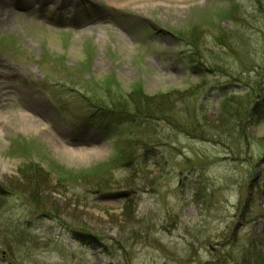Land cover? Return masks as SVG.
I'll use <instances>...</instances> for the list:
<instances>
[{"label": "rangeland", "instance_id": "rangeland-1", "mask_svg": "<svg viewBox=\"0 0 264 264\" xmlns=\"http://www.w3.org/2000/svg\"><path fill=\"white\" fill-rule=\"evenodd\" d=\"M0 14V182L15 193L1 209L30 227L1 239L0 264L9 248L20 264H240L264 241V0H0ZM104 87L212 135L88 123ZM220 118L249 137L217 145Z\"/></svg>", "mask_w": 264, "mask_h": 264}, {"label": "trees", "instance_id": "trees-1", "mask_svg": "<svg viewBox=\"0 0 264 264\" xmlns=\"http://www.w3.org/2000/svg\"><path fill=\"white\" fill-rule=\"evenodd\" d=\"M262 4V2H261ZM179 36V39L182 42H185L184 45L193 46V39L195 38V35L191 36ZM191 59V63L192 64ZM209 71H212L211 69ZM72 76V74H70ZM104 92H102L99 95V100L96 102L93 101L91 107V111L87 114V122L88 123H98L101 127L102 125H105L106 128H109L111 131L115 129V125H121V124H130L134 126H142L145 124H154V123H162L166 126H170V128H173L175 131H178L180 133H185L187 135H191L193 137H196L198 139H209V135L212 134H205L204 132L208 133V130L205 129V125H202L199 118H191L189 119L192 123H186V118L177 117L176 110L172 109H159V108H153L148 103L147 98L141 96V92L139 89H136L137 91H132L128 94H125L123 96V93H116V94H110L107 88H103ZM139 91V92H138ZM87 99V96H84ZM90 100V99H89ZM106 102L104 103V101ZM87 102V100H86ZM84 103V105L87 106V103ZM182 102L177 104V106H180ZM253 108V118L256 117L258 119H261L264 116V112L262 110V106L259 107V113L254 110ZM178 111H183V109H178ZM252 118V119H253ZM202 120V119H201ZM201 122V123H200ZM240 121H238L236 118H233L232 120L227 118H220V120H216V123H220L218 126L221 129V132H218L216 129L215 134L213 135L214 138L218 136V139H213V141L219 145L224 144V139H229L233 137V135H241L242 137H249L248 135H244L245 132H243L242 126L239 124ZM236 123V126L234 128V125ZM196 124V125H195ZM200 124V125H199ZM203 128V129H202ZM238 136V137H239ZM230 152V151H229ZM34 166V167H32ZM30 167V170H27V172H33V175L40 176L43 178H46L45 174L40 175L38 165L32 164L31 166L28 165L27 168ZM105 171H107L105 167ZM37 174V175H36ZM87 175L85 174H77L76 178H84L83 181H85ZM35 183V182H34ZM36 184V183H35ZM38 186V185H36ZM33 190V189H32ZM15 195V193L9 191L8 187H6L3 183L0 182V241L4 238L5 241L8 244L13 241L14 239H17L21 237L22 235H27L29 232V226L26 224L25 221H23L19 217H12V216H4L2 213L3 209L2 207H5L7 203L10 201L11 196ZM35 194L33 192L30 194V203L27 201L30 206L36 210L40 211L44 216H46L48 219L52 221L59 220V216H55L51 210H45L42 209L43 206L38 202V199H34ZM67 229L73 231V233H79L78 230H75L70 225L67 226ZM89 235V233H85ZM13 239V240H12ZM7 244V245H8ZM249 245L245 251V254L243 256L242 262L240 264H264V241H260L258 239L255 240V238H250ZM19 249L18 247H16ZM123 248V247H122ZM119 245L115 249H122ZM10 252L6 251L7 259L9 260V264H20V263H11V258L15 255L13 254V250L9 248ZM18 251V250H17ZM116 264H120L119 262H116Z\"/></svg>", "mask_w": 264, "mask_h": 264}, {"label": "bare ground", "instance_id": "bare-ground-1", "mask_svg": "<svg viewBox=\"0 0 264 264\" xmlns=\"http://www.w3.org/2000/svg\"><path fill=\"white\" fill-rule=\"evenodd\" d=\"M20 5H22L21 2L15 1L14 3H12V6L14 8H17ZM0 23H2L5 26H8L9 23H11L10 22V15H7V17H5V16H3V14H0ZM32 114L34 117H30V118L34 119L35 123L32 122L29 117L28 118L24 117L22 121L24 122L25 125L29 126L30 129L36 130L37 129L36 127H38L37 123L41 124V120H44L45 114L41 110H38V109H34V110L32 109ZM79 152L81 154L89 155V154H93L92 152H94V151H90V150L85 151L84 150V151H79Z\"/></svg>", "mask_w": 264, "mask_h": 264}]
</instances>
